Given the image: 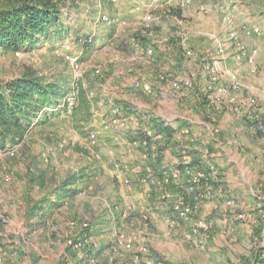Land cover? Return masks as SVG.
Instances as JSON below:
<instances>
[{
  "label": "rangeland",
  "instance_id": "374dc122",
  "mask_svg": "<svg viewBox=\"0 0 264 264\" xmlns=\"http://www.w3.org/2000/svg\"><path fill=\"white\" fill-rule=\"evenodd\" d=\"M57 1L72 35L55 42L41 35L30 49L26 43L0 48V84L34 71L50 81L70 79L76 95L71 112L61 105L54 119L36 118L23 139L0 147V251H10L0 264H253L264 258V0ZM5 4L0 0V11ZM94 8L99 11L89 17ZM101 13L109 24L90 20ZM147 13L154 23L144 36ZM99 31L106 38L98 39ZM64 40L72 42L75 62L55 54ZM113 104L122 113L102 129ZM178 115L203 127L199 147L210 160L189 195L193 176L172 191L170 176L163 182L149 178L148 168L136 170L142 148L125 136ZM94 127L100 128L95 144ZM154 130L151 150L158 156L162 134ZM73 176L80 192L59 198ZM55 194L58 205L32 212L34 203ZM178 202L196 207L199 217H176ZM203 202L221 208V219L224 212L234 219L217 225ZM7 228H22L25 241L11 244Z\"/></svg>",
  "mask_w": 264,
  "mask_h": 264
},
{
  "label": "trees",
  "instance_id": "16d2710c",
  "mask_svg": "<svg viewBox=\"0 0 264 264\" xmlns=\"http://www.w3.org/2000/svg\"><path fill=\"white\" fill-rule=\"evenodd\" d=\"M61 8L57 0H6L4 8L0 11V48L16 50L26 43V47L30 49L39 43L41 35L53 39L54 36L62 34L67 28L61 25ZM98 11L99 9H91L89 17ZM103 14L90 20L95 21ZM70 85L71 81L68 78L50 81L34 71L0 84V147L12 146L23 139L29 129L35 127L36 118L43 116L45 119L41 122L47 123L59 115L62 109L60 106L71 89ZM58 107L61 109H57ZM153 122L157 133L162 134V140H159L158 144V149L162 151L170 143L175 129L160 119H153ZM125 136L132 144L141 145L146 141L147 145H144L146 153L153 143V137L146 131H129ZM78 180V176H73L64 181L62 184L64 191L59 198L62 195L76 196L80 192L77 187ZM54 197L57 195L46 201L34 203L32 212L38 213L50 203L45 209L47 213L50 208L59 204L58 198L53 201ZM106 224L109 230L110 224ZM253 264H264V258H259Z\"/></svg>",
  "mask_w": 264,
  "mask_h": 264
},
{
  "label": "crops",
  "instance_id": "0c3cea01",
  "mask_svg": "<svg viewBox=\"0 0 264 264\" xmlns=\"http://www.w3.org/2000/svg\"><path fill=\"white\" fill-rule=\"evenodd\" d=\"M111 16L113 15L111 14ZM64 18L65 16L64 14H62L61 25H63L67 29H64L62 31V34H59L58 36H54L52 39L53 42L57 41V39L64 38L68 34L72 35V33L70 32V29L72 30L71 26L69 27L66 25L67 23L66 20L67 18H69V15L66 13V19ZM113 18L115 17L113 16ZM70 25H72V22L70 23ZM113 27L114 26H112L111 28L113 29ZM68 29L69 31L67 32ZM75 33L79 36L82 32L77 29ZM105 34L106 31H104V35L102 34V31H99L97 33V38L104 39L106 38ZM210 81L211 80H209V82ZM164 120L167 125L175 129L174 135L170 143L165 147L164 150L160 151V155L158 156L156 155V151L154 149L151 150V146L149 152L146 153V151L144 150V145H146V143H142L141 144L142 146L140 145L139 148H142L143 150L142 149L139 150L140 153L137 155L138 164H136L135 167L136 170H140V171H143L146 168H148L147 175L149 176V178L156 176L161 180H163V182L167 177L170 176L172 179L171 182L173 183V185L170 186V189L172 191L181 190L184 186H186V182L192 176L200 175L199 172L204 170L207 167L208 162H210V160L206 159L207 158L206 156H202L201 152H203V149L199 147L201 145L200 142L203 141V138L201 137L203 127L197 121L188 119L185 116H180V115L172 116L171 118H164ZM152 125L151 127H149V129L145 128L144 126L136 127L133 129V131H138V130L146 131L148 134H150L153 137L151 131L155 132V130H154V126ZM134 144H138V143H134ZM223 168H225V166ZM154 190L157 191L156 189ZM204 203L205 202H203V204ZM206 203L204 204V210L205 212H207V214L208 213L210 214L208 217L210 219H213L217 225L218 223H221L223 219L226 220L227 219L226 216H228L232 220L234 219L235 213L227 215L225 212L221 215V217L223 218L221 219L217 212L222 211V209L221 208L217 210L210 209L212 203L211 202L209 203L206 202ZM214 205L217 208V205L215 203ZM148 207H153V201H150L148 203ZM172 216H174V214ZM28 230H31V228L29 229L26 228L27 232ZM4 232H6L4 233L5 236L9 235L7 241H9L11 244L12 243L18 244L19 242L25 241L24 239L25 236L24 233L22 232V228L17 232L15 231V228L12 231H9V229L7 228L5 229ZM9 253L10 251L5 249V251H0V256L8 255Z\"/></svg>",
  "mask_w": 264,
  "mask_h": 264
},
{
  "label": "built area",
  "instance_id": "2783aa9c",
  "mask_svg": "<svg viewBox=\"0 0 264 264\" xmlns=\"http://www.w3.org/2000/svg\"><path fill=\"white\" fill-rule=\"evenodd\" d=\"M111 1L112 2H117V0H111ZM102 19H104L108 24L111 22L109 16L108 15H105V13L102 16ZM153 20L154 19L152 17V13H147L145 15V17H144V19L142 21V25L144 26L143 31H142V34L144 36L147 35V33L149 31H151V27L153 26V23H154ZM255 30L258 31V32L260 31V29L257 28V27H255ZM95 37H96L95 34L89 35L88 37H86L84 39V44L86 46L90 45L94 41ZM137 46H138V48H140V45L139 44ZM149 52H152V50L150 49ZM188 53L190 54L191 51H188ZM55 54H57L58 56H62L64 58L70 60L71 62L72 61L75 62L76 57H77V55L73 51L72 42L71 41H68V40L61 41L59 44H57L55 46ZM217 67H218V65H215L213 67L215 71L218 69ZM96 71H97V73L100 72L99 69H97ZM213 77H214V79H216V78H218L220 76L218 74H214ZM232 81L235 83V78L234 77H232ZM175 86H178V83H176ZM218 99H219V101H221L222 100V97L219 96ZM228 100H229L228 103L230 105L231 104H234L235 97H232V98H229L228 97ZM75 103H76V95H75V92L73 91V88H72L66 94V96L64 98V103H63L62 107H64V109L67 112H71L73 110L74 106H75ZM121 113H122V107H121V105H119V104H113V105H111L110 111H109L110 118H108L109 121L106 120L105 122L101 123L100 127L102 129L108 130L110 128V126H111L110 119L118 117ZM99 129H100L99 127H97V128L94 127L90 131L89 138L92 140V143H94V144L98 141V133L100 131ZM198 176L199 175L193 176L192 180L190 181L189 186L186 189V193L188 195L189 194H192L195 191L196 184L198 183V180H199V177ZM7 180H9V177H7ZM173 211H174L175 216L178 217V218H183V217L185 218L188 214H195V215L198 216V209L196 207H194V208H191L189 206L184 207L179 202L174 205ZM236 216H237V218L241 219V218L244 217V214L243 213H239ZM205 225H207V224H205ZM206 237L209 238V234L206 235ZM149 264H152V262H149ZM155 264H163V263L160 262V263H155Z\"/></svg>",
  "mask_w": 264,
  "mask_h": 264
}]
</instances>
